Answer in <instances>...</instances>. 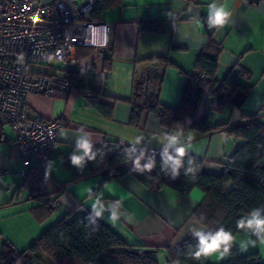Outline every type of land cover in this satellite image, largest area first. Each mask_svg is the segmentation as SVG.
I'll return each mask as SVG.
<instances>
[{"label":"crops","instance_id":"0c3cea01","mask_svg":"<svg viewBox=\"0 0 264 264\" xmlns=\"http://www.w3.org/2000/svg\"><path fill=\"white\" fill-rule=\"evenodd\" d=\"M257 1L247 5L243 0H221L232 16L220 30L207 27V6L211 0H120L103 10L95 22L110 26V50L106 51L111 57L110 71H104V49L95 60L90 56L81 64H94L93 87L101 93L100 100L113 103L111 116H101L76 89L65 96L29 95L30 114L61 118L65 123L57 133V147L47 153L44 161L28 158L34 168V174L29 176L22 175L26 169L23 158L11 143L13 129L0 119V250L8 244L14 251L21 252L58 221L91 211L96 193L103 194L106 207L113 201H120L119 211L133 216L132 223L123 217L113 222L106 211L99 219L127 244L138 249H158L153 255L158 264H166L167 250L176 251L187 238H194L191 235L193 227L208 230L194 216L195 208L204 198L201 190L194 188L188 195H182L162 186L154 192L131 175L107 182H103L101 173L73 178L68 168L74 167L69 155L74 150L75 136L81 125L90 133L94 148L104 144L119 147L118 139L130 143L137 135H143L146 146L160 152V140L168 131L161 126L157 114L144 112L140 124L132 126L129 124L130 106L113 101L111 97H130L133 79L145 83L150 73L156 71L163 75L160 103L175 107L184 85V76L178 67L192 71L209 41L220 46L218 83L234 71L238 86L230 103L217 110L211 109L212 99L205 90L196 118L205 117L212 126H236L246 117L256 115L264 124V0ZM196 17L201 21L199 24ZM145 21L168 24L171 29L168 33L141 31L139 25ZM157 56L168 57L178 67L162 68L154 62L141 60ZM181 126L185 139L192 137V148L187 155L200 159L203 170L212 174H221L243 144L242 140L229 137L223 129L198 133L187 129L183 121L176 122L169 132ZM49 160L55 162L54 170L45 177ZM259 164L264 166V156ZM89 188L93 194H89ZM54 200L58 205L50 208L48 203ZM235 237L237 243L233 247L239 249L238 242L247 237L244 232ZM250 251H258L264 262V243L257 241L247 252ZM225 259L226 256L223 259L218 255L209 257L211 264H221Z\"/></svg>","mask_w":264,"mask_h":264},{"label":"trees","instance_id":"16d2710c","mask_svg":"<svg viewBox=\"0 0 264 264\" xmlns=\"http://www.w3.org/2000/svg\"><path fill=\"white\" fill-rule=\"evenodd\" d=\"M120 0H97L91 11V20L98 21L101 12L118 4ZM141 31L168 33L170 26L158 21L140 23ZM103 51L104 71H110L111 57L106 48L84 47L77 52L78 65L75 70L68 72L74 81L75 89L89 92L86 96L92 107L104 117H110L113 103L99 99L94 90V64L82 66L81 61L92 56L95 60ZM220 46L209 41L196 59L194 69L186 71L168 57L157 56L141 59L154 62L167 68L178 67L184 76V85L175 107H166L160 103V86L163 75L153 71L147 82L133 79L132 93L128 98L111 97L113 101L127 103L131 108L129 124L138 126L144 112L157 114L159 122L168 132L178 121H183L187 129L198 133H209L223 129L229 137L242 140L243 144L230 158L227 167L221 174H212L203 170V163L193 155L185 156V166L192 158L198 171L193 178L186 176L181 169L179 177L171 179L161 170L159 152L148 155L155 159V167L151 172L133 171V165L125 155L127 145L117 144L113 147L104 144L94 148L99 150L95 160L87 162L84 171L68 167L73 178H80L87 174L101 173L103 182L119 180L123 176L131 175L151 191H158L167 186L182 195H188L194 188L204 194L202 202L195 208L194 216L209 231L220 226L231 230L235 235L243 231L237 229L236 221L246 215L251 209L264 207V166L259 160L264 156V124L258 121L256 115L245 118L247 123L236 126L225 124L209 125L205 117L196 118L197 108L205 90L211 97V109H223L229 104L233 92L237 88L236 74L230 71L219 84L216 79L218 54ZM146 89V90H145ZM1 127V126H0ZM230 184V188L228 185ZM55 201V200H54ZM52 202V201H51ZM50 202V203H51ZM50 203H48L50 205ZM50 207V206H49ZM91 211L67 220L62 219L45 230L29 247L16 252L4 244L0 250V264H158L153 257L158 249L151 254H135L133 250H143L127 244L110 227L99 218L96 223L89 219ZM97 229V230H96ZM196 240L187 238L176 251H166V264H211L209 258L197 261L188 253L194 249ZM150 249V248H148ZM39 257H43L42 260ZM221 264H264L258 251L242 253L233 247L230 254Z\"/></svg>","mask_w":264,"mask_h":264},{"label":"built area","instance_id":"2783aa9c","mask_svg":"<svg viewBox=\"0 0 264 264\" xmlns=\"http://www.w3.org/2000/svg\"><path fill=\"white\" fill-rule=\"evenodd\" d=\"M97 0H0V119L14 131L11 143L25 164L23 176L34 174L29 157L44 161L57 147L61 118L30 114L29 95H68L75 89L71 70L80 48L110 45L107 23L91 20ZM247 5L257 0H243ZM62 67L57 68L58 64ZM42 66L48 72L30 67ZM91 96L89 92H80ZM243 123H247L245 120ZM118 143L129 146L125 139ZM158 151L147 147L146 155ZM57 201L50 203L55 208Z\"/></svg>","mask_w":264,"mask_h":264},{"label":"clouds","instance_id":"9594fccd","mask_svg":"<svg viewBox=\"0 0 264 264\" xmlns=\"http://www.w3.org/2000/svg\"><path fill=\"white\" fill-rule=\"evenodd\" d=\"M207 11V27L209 29H222L230 20L232 12L228 10L221 0H211L208 3ZM197 24L201 21L198 17L195 18ZM145 137L137 135L125 148V155L128 160L132 162L133 171L137 172H151L155 165L153 156L146 155L147 146L145 144ZM192 137H184L182 126L178 127L174 132H166L163 134L160 144V160L161 170L171 179L175 180L179 177L181 169L184 170L186 176L191 175L195 177L198 171L195 162L192 158L187 161L185 166V156L192 148ZM99 150H94L91 135L86 131L85 126L81 125L75 136L74 150L69 155L71 165L82 171L86 163L95 160ZM54 161H47L45 168V177H49L54 170ZM89 194H93L92 189H88ZM94 202L91 205V213L89 219L92 223H96L95 218H103L104 213H109L108 219L116 221L123 217L128 223L133 222L131 214L124 215L119 211L122 207L120 201H113L107 207L103 202V194H94ZM237 229L243 231L246 239L238 242L239 250L247 252L249 247H255L257 241L264 243V207H257L251 209L246 215L241 216L236 221ZM97 230V229H96ZM191 235L195 238L196 244L194 249L190 250L188 255L194 260L207 259L213 255H218L223 259L230 254L234 244L237 243L236 237L231 230L220 226L214 231H209L197 227L191 229ZM179 264V261L176 262Z\"/></svg>","mask_w":264,"mask_h":264},{"label":"water","instance_id":"95a60500","mask_svg":"<svg viewBox=\"0 0 264 264\" xmlns=\"http://www.w3.org/2000/svg\"><path fill=\"white\" fill-rule=\"evenodd\" d=\"M154 251L155 250L153 249H143V250H133L132 252L140 255V254H151V253H154Z\"/></svg>","mask_w":264,"mask_h":264},{"label":"rangeland","instance_id":"374dc122","mask_svg":"<svg viewBox=\"0 0 264 264\" xmlns=\"http://www.w3.org/2000/svg\"><path fill=\"white\" fill-rule=\"evenodd\" d=\"M56 67H57V68H60V67H62V66H61V64L59 63ZM30 69H41V70H44L45 72H46V71L48 72V70H47L46 68L42 67V66H37V67L33 66V67H30ZM94 78H95V76H94ZM6 127H9V125L7 124ZM42 258H43V257H42ZM42 258L39 257L40 260H42Z\"/></svg>","mask_w":264,"mask_h":264}]
</instances>
